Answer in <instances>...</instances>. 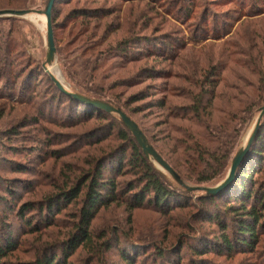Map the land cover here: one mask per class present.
Wrapping results in <instances>:
<instances>
[{"label": "rangeland", "instance_id": "374dc122", "mask_svg": "<svg viewBox=\"0 0 264 264\" xmlns=\"http://www.w3.org/2000/svg\"><path fill=\"white\" fill-rule=\"evenodd\" d=\"M47 1L33 0V10H44ZM55 6L57 15L53 20L56 22L54 36L57 61L51 73L64 82L66 88L87 95L73 83V80L84 78L73 66L74 51L80 53V46L95 43L89 39L94 32L96 38L94 35L92 37L99 40L96 46L85 51L86 54L91 51L96 52V55L108 53L106 46L110 41L129 42V58L125 60L128 71L110 77L104 84L113 88L107 93L115 101H120L124 111L131 115L147 134L151 144L164 155L166 108L160 107L159 103H146L153 98L166 102V71L176 77L169 79V82L178 86H188L192 70L207 71L221 81L219 88L225 85L229 94H236L238 89L252 84L250 72L264 68V0H57ZM80 9L95 12L96 16L113 14L102 22L94 19L81 24L80 18L71 19L72 13ZM15 19L10 22L8 18H0V37L9 38L8 54L0 67L5 66L11 75L9 83L0 81V216H4L0 217V237L2 221L12 225L15 235H21L22 222L14 209L18 210L26 201L36 202L41 196L40 192L54 193L55 185L77 174L76 170L82 167L80 160L85 159V153L98 156L100 152L96 149L108 144L103 142L93 146L97 141H86L92 133H96L94 131L99 129V125H103L102 122L96 117L92 118V112L85 105L78 107L61 97L55 83L43 69L47 59L45 23L30 17ZM101 23H106L105 38H101L100 28L93 30ZM78 26L86 32H78ZM230 57L243 66L234 65ZM146 69L162 70L163 74L147 78L144 75ZM16 78L19 83L13 90ZM144 91L150 93L151 97L128 104L130 97L139 96ZM87 96L92 97L90 94ZM102 100L112 102L110 99ZM114 105L118 106L116 103ZM258 116L259 110L243 127L232 158L244 145ZM106 134H96V137L99 139ZM259 145L264 149V135ZM262 159L264 166V154ZM151 162L181 195L171 205L189 200L183 194L186 190L156 163ZM257 163L260 165V162ZM21 167L29 173L16 172ZM227 172L219 181L204 187L217 185ZM184 182L196 186L186 180ZM26 187L32 188L29 190ZM7 188L17 190L24 197L23 200L11 204ZM190 194L194 203L199 194ZM220 207L224 214L225 204L221 203ZM70 211L72 208L56 218L60 225L53 229L56 239H63L65 234L61 236V233L71 229L66 228L72 223ZM37 215L33 213L26 216L37 220ZM7 217L9 220H6ZM207 218L193 208L172 212L149 209L135 212L130 221L124 208L112 207L102 211L94 226L98 230L113 224L112 227L120 231V238L131 237L135 243L132 246L123 245L122 249L127 247L131 253L140 251L142 254L137 264H264V252L261 250L249 252L239 249L232 254L215 250L213 243L222 231ZM29 238L32 245H37L36 236ZM165 238L166 244L171 241L173 245L166 250V258L161 259L154 245L162 248ZM179 238L184 241L183 248L176 242ZM207 247L210 254H204ZM191 248L199 250L202 255H194ZM31 249L32 246L24 248L19 259H30L34 251ZM71 261V264H123L115 243L104 257L91 259L85 252L79 251V255Z\"/></svg>", "mask_w": 264, "mask_h": 264}, {"label": "trees", "instance_id": "16d2710c", "mask_svg": "<svg viewBox=\"0 0 264 264\" xmlns=\"http://www.w3.org/2000/svg\"><path fill=\"white\" fill-rule=\"evenodd\" d=\"M32 1L0 0V10L33 9ZM112 14L96 16L95 12L80 9L72 13L71 19L80 18L81 24H87L94 19L102 22ZM56 15L54 4L53 17L55 18ZM8 20L13 22L16 19L8 18ZM55 25L56 22L53 20L54 28ZM96 26L93 30L100 28L101 38H105L106 23ZM78 32H86V30L78 26ZM94 33L89 39L94 40L95 43L84 44L80 46L82 48L80 53L78 50L73 53L76 54L73 66L84 77L73 80V83L82 88L87 95H92V98L110 99L112 102L105 101L113 105L116 103L118 105L116 107L124 110L120 101H115L107 93L113 88L104 83L110 77L113 78L128 71L125 60L129 58L130 43L110 41L106 46L108 53L96 55V52L91 51L86 54L85 51L96 46L99 40L95 39ZM93 35L95 38L92 37ZM84 36L87 39L85 33ZM8 43V37H0V54H3L0 64L7 57ZM130 59L132 62V57ZM232 60L234 65L243 66L236 60ZM7 71L5 66L0 67V81L6 83L11 81V75ZM161 74H163L162 70L152 69H146L144 73L147 78H154L155 75ZM189 74V80L185 78L188 80V86H178L169 82V79L176 77L173 73L166 71V82H168L166 102L153 98L146 103H159L160 107L166 108V155L151 145L182 179L196 186H207L224 177L243 127L264 105V68L250 72L253 79L252 84L242 90L238 89L236 94H229L228 87L225 85L219 88L221 81L210 72H193L192 70ZM18 83L19 80L16 78L13 90L16 89ZM57 92L68 103L78 107L85 105L92 112V118L96 117L102 122L103 125H99V129L94 131L96 133H92L93 135H90L86 141H97L93 143V146L103 142H108V144L101 149H96L100 152L98 156L85 153L86 157L80 160L82 167L76 170L77 174L67 177L64 183L55 185L56 190L52 192L53 194L40 192L41 196L36 202L26 201L18 210L14 209L17 218L22 222L21 235H15L12 225L2 221L0 264H71V260L79 255V251L85 252L91 259L104 257L107 251L112 250L113 243L116 244L123 264H137L142 253L138 250L131 253L130 249L127 251V247L122 249L123 245L132 246L135 243L131 237L120 238V231L112 227L113 224L107 225L108 227L104 226L102 229H95L94 223L102 211H107L112 207L124 208L130 221L134 213L140 210L153 209L172 212L176 209L193 208L199 211V214L208 216L207 220L221 229V235L213 243L218 252L223 250L227 254H232L239 249L264 252V166L262 165L264 149L259 145L264 135V123L251 146L250 153L237 172L235 181L228 188L214 196L199 195L194 203L192 194L188 191L185 192L186 194L182 192L187 198L189 197V200L184 199L182 202L171 205L174 200H178L176 198L180 199L181 195L178 190L173 188L161 172L154 167L135 138L118 118L81 103L58 88ZM150 97L151 94L144 91L139 96L130 97L128 104L131 105L140 99L146 100ZM127 115L131 117L130 114L127 113ZM103 133H107L105 137L103 135L102 138L97 139L96 134ZM144 134L148 138L145 132ZM257 162H260V165H257ZM251 164L254 166L251 167ZM16 172L29 173L23 167ZM259 175L257 179L256 176ZM6 190L11 197L9 201L11 204L23 200L24 197L20 196L17 190L11 188ZM221 203L225 204L224 214L221 213ZM69 208H72L70 211L72 223L66 228L71 229L66 233H61V236L65 234L63 239H56V232L53 229L60 227L56 218ZM33 213H37L39 219H29L26 216ZM6 220H9L8 217ZM185 228L193 230L190 227ZM30 236H36L37 245H32ZM176 242L181 248L184 247L183 239L179 238ZM162 243V248L157 245L154 247L159 250L160 258L165 259L168 248L173 245V242L169 241L166 244L165 238ZM27 246H32L33 256L26 261H21L19 255L23 254L22 251ZM191 250L194 255H202L199 250L193 248ZM210 253L209 248L204 252V254ZM8 258L13 261H2Z\"/></svg>", "mask_w": 264, "mask_h": 264}, {"label": "water", "instance_id": "95a60500", "mask_svg": "<svg viewBox=\"0 0 264 264\" xmlns=\"http://www.w3.org/2000/svg\"><path fill=\"white\" fill-rule=\"evenodd\" d=\"M56 0H48L44 10H16V9H3L0 10V18H24L30 17L33 20H42L46 25V40H47V60L51 67H53L57 61V48L54 36L53 26V8ZM44 19H41V18ZM43 69L49 75L50 79L55 83L58 89L65 94L75 98L81 103L100 109L109 115H113L123 123L125 128L132 134L143 153L154 163H156L163 171L168 173L172 179L178 183L179 186L183 187L189 193L206 194L209 196L218 195L226 188H228L236 179L237 172L242 166L244 160L250 153L251 146L258 135L260 128L264 122V105L259 110V116L253 129L249 132L244 145L235 153L233 156L227 175L221 182L213 187L204 186H190L184 182V180L178 175V173L172 168V166L166 162V160L158 153V151L151 145L148 138L139 127V125L127 115V113L113 104L95 99L82 93H77L66 88H62L59 85L60 79L54 75L49 74L46 69V64L43 65Z\"/></svg>", "mask_w": 264, "mask_h": 264}, {"label": "bare ground", "instance_id": "6f19581e", "mask_svg": "<svg viewBox=\"0 0 264 264\" xmlns=\"http://www.w3.org/2000/svg\"><path fill=\"white\" fill-rule=\"evenodd\" d=\"M41 19H44L43 17L41 18ZM33 20V19H32ZM38 21V20H37ZM45 26V24L43 25V27ZM44 64H46V69L49 71V74H51V75H54V74H52L51 73V71H53V68L49 65V63H48V60L46 59V63H44ZM51 70V71H50ZM55 77H56V75H54ZM59 85L62 87V88H66V86L64 85V82H62L61 80H60V82H59ZM66 89H68V88H66ZM70 90V89H69Z\"/></svg>", "mask_w": 264, "mask_h": 264}]
</instances>
